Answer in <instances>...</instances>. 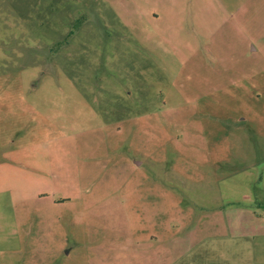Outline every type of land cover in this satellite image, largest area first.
<instances>
[{"label":"rangeland","instance_id":"374dc122","mask_svg":"<svg viewBox=\"0 0 264 264\" xmlns=\"http://www.w3.org/2000/svg\"><path fill=\"white\" fill-rule=\"evenodd\" d=\"M0 264H264V0H0Z\"/></svg>","mask_w":264,"mask_h":264}]
</instances>
